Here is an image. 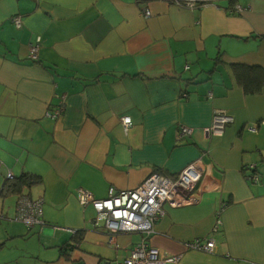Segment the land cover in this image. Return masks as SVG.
Listing matches in <instances>:
<instances>
[{
    "label": "crops",
    "instance_id": "0c3cea01",
    "mask_svg": "<svg viewBox=\"0 0 264 264\" xmlns=\"http://www.w3.org/2000/svg\"><path fill=\"white\" fill-rule=\"evenodd\" d=\"M217 110L233 123L208 135ZM201 160L198 202L165 204L146 239L83 203ZM9 173L41 179L21 195L41 223L10 220ZM144 241L177 264H264V0H0V264H119Z\"/></svg>",
    "mask_w": 264,
    "mask_h": 264
},
{
    "label": "built area",
    "instance_id": "2783aa9c",
    "mask_svg": "<svg viewBox=\"0 0 264 264\" xmlns=\"http://www.w3.org/2000/svg\"><path fill=\"white\" fill-rule=\"evenodd\" d=\"M180 7L195 9L201 4L217 0H164ZM243 9L238 6L237 11ZM150 13H146L149 15ZM20 25V20H15ZM38 47H33L30 53L32 61L38 60ZM58 112H56L57 114ZM126 128L131 127L132 120L128 117L122 119ZM233 123V118L223 110H217L214 114L212 126L205 129L208 135L221 136L226 127ZM256 128H251L255 132ZM193 130L181 126L178 139L181 141L184 137L191 136ZM203 176V162L198 161L187 167L176 181L154 176L140 188L134 191L115 192L113 189L109 192V197L105 200H95L88 194L82 196L84 204H92L97 212L95 225L103 222L107 230L112 234L136 232L144 235L145 239L155 233V224L164 216V205L168 204L178 207L180 200L184 204L190 205L198 202L194 196V191ZM8 178L12 176L9 173ZM43 201L34 202L27 196L19 197L15 217L10 220L21 222L26 226L32 227L39 224L43 217ZM193 250L206 253L214 252L215 244L210 241L200 239L188 244ZM180 258L164 257L159 249L151 247L148 242L140 243L132 253L119 264H177Z\"/></svg>",
    "mask_w": 264,
    "mask_h": 264
},
{
    "label": "trees",
    "instance_id": "16d2710c",
    "mask_svg": "<svg viewBox=\"0 0 264 264\" xmlns=\"http://www.w3.org/2000/svg\"><path fill=\"white\" fill-rule=\"evenodd\" d=\"M256 92V90H253ZM41 179L32 175H25L20 179H9L5 185L3 194L7 195H23L25 189L32 187L34 184L40 183Z\"/></svg>",
    "mask_w": 264,
    "mask_h": 264
}]
</instances>
